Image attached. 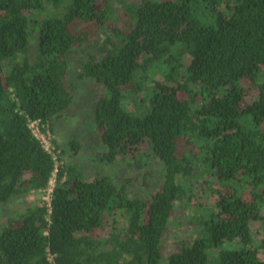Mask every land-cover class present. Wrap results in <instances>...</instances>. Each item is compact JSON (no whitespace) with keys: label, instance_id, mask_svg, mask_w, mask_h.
<instances>
[{"label":"trees","instance_id":"trees-1","mask_svg":"<svg viewBox=\"0 0 264 264\" xmlns=\"http://www.w3.org/2000/svg\"><path fill=\"white\" fill-rule=\"evenodd\" d=\"M75 54L98 165L63 162L48 212L26 199L54 163L28 120L68 108ZM199 181L213 201L180 228ZM13 201L0 264H264V0H0V205Z\"/></svg>","mask_w":264,"mask_h":264},{"label":"rangeland","instance_id":"rangeland-1","mask_svg":"<svg viewBox=\"0 0 264 264\" xmlns=\"http://www.w3.org/2000/svg\"><path fill=\"white\" fill-rule=\"evenodd\" d=\"M78 54H75V59L71 66L70 72L68 74V79L77 82V87L75 90V95L72 102L69 104L68 108L63 112V115L54 123V125H49L53 136L55 137L57 143L59 144L61 150L64 152L60 154L63 162H67L72 165H77L82 167L86 173L92 172L94 168L93 165H98L96 160V154L101 146L99 134L93 125L91 110H92V95L93 86L84 81H77L74 75L75 71L78 70L77 65H79ZM185 61L187 57H184ZM248 87L246 96L244 98V103L251 102L257 94V89L250 85L249 81L244 82ZM131 103L127 101V107ZM71 142V144H69ZM153 182V179L151 180ZM158 184L153 186V190L157 188ZM198 189L194 190V196L191 198L189 205L181 210H177V221L181 222L180 228H185L184 216L189 215L192 209H195L196 202L198 205H205L213 201L214 195L208 191H202L204 183L198 182ZM216 183L214 188H216ZM27 200L32 201L33 199L28 195ZM21 201H13L5 206L0 205V222H3L7 217L13 214L15 211L22 208ZM177 208H180L178 206ZM201 210V209H200ZM259 221L255 220L252 222V231L254 233V238H259V233L256 228L258 227ZM177 226H172L170 234L168 233L165 240L166 246L170 244L175 234H179V230L176 229Z\"/></svg>","mask_w":264,"mask_h":264},{"label":"built area","instance_id":"built-area-1","mask_svg":"<svg viewBox=\"0 0 264 264\" xmlns=\"http://www.w3.org/2000/svg\"><path fill=\"white\" fill-rule=\"evenodd\" d=\"M28 126L33 136L39 140L43 149L51 155L54 162L51 176L46 187L39 190L38 192L32 191L29 194L33 200L37 199V203L40 206H45L49 212L52 190L55 185L58 170L62 166L63 161L60 156V149L57 148L53 142L54 136L49 129V124L47 122H41L39 119H29ZM54 255L55 254L51 253L50 251L46 252V258L49 261V264H56L53 259Z\"/></svg>","mask_w":264,"mask_h":264}]
</instances>
